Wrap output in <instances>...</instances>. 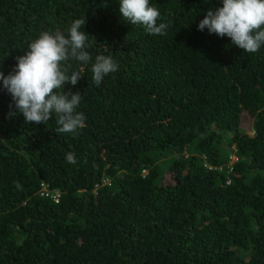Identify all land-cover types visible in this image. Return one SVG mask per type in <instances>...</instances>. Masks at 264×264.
<instances>
[{
  "label": "trees",
  "instance_id": "1",
  "mask_svg": "<svg viewBox=\"0 0 264 264\" xmlns=\"http://www.w3.org/2000/svg\"><path fill=\"white\" fill-rule=\"evenodd\" d=\"M151 5L166 35L119 0H0L5 76L42 31L84 18L92 37L64 86L82 94L76 134L26 122L0 81V264H264V46L198 30L222 0ZM101 54L119 69L97 87Z\"/></svg>",
  "mask_w": 264,
  "mask_h": 264
},
{
  "label": "clouds",
  "instance_id": "2",
  "mask_svg": "<svg viewBox=\"0 0 264 264\" xmlns=\"http://www.w3.org/2000/svg\"><path fill=\"white\" fill-rule=\"evenodd\" d=\"M223 6L208 10L199 22L198 30L229 37L232 45L248 53L264 46V0H222ZM120 12L125 21L142 25L149 35H166L170 22L163 19L156 5L150 0H119ZM87 20L75 19L67 32L60 29L42 31L38 39L29 44L26 54L17 57V65L7 76L0 71L3 88L11 94L14 108L26 122L47 124L56 116L57 134H76L85 127L86 116L78 112L81 92L65 91L64 86H75L83 79L81 71H70V61L87 65L92 56L87 50L90 37L82 28ZM119 69V62L112 55H97L92 63L91 83L99 87L110 73ZM13 105H10V109ZM15 115L14 112L9 116ZM76 163L75 154L67 155Z\"/></svg>",
  "mask_w": 264,
  "mask_h": 264
},
{
  "label": "built area",
  "instance_id": "3",
  "mask_svg": "<svg viewBox=\"0 0 264 264\" xmlns=\"http://www.w3.org/2000/svg\"><path fill=\"white\" fill-rule=\"evenodd\" d=\"M235 159H236L235 156H233V158H232L231 161L229 162L228 167H230L231 163H232ZM40 192H41L42 195H43L44 193H45V195H46V194H50V196H51L55 201H57V196H58V193H57V192H55V191H51V192H49V191L46 190L45 186H43V187L41 188Z\"/></svg>",
  "mask_w": 264,
  "mask_h": 264
},
{
  "label": "rangeland",
  "instance_id": "4",
  "mask_svg": "<svg viewBox=\"0 0 264 264\" xmlns=\"http://www.w3.org/2000/svg\"><path fill=\"white\" fill-rule=\"evenodd\" d=\"M249 122H250V120L248 119V120H246L244 123L248 126L249 125ZM246 126V127H247ZM248 133H251V131H250V129L247 131ZM235 151V147H234V145H231V146H229V151H228V153L231 155H229V160L228 161H231V159L233 158V155L231 154V153H233ZM165 173V171H163V174Z\"/></svg>",
  "mask_w": 264,
  "mask_h": 264
}]
</instances>
